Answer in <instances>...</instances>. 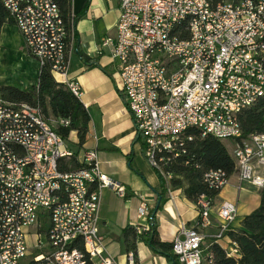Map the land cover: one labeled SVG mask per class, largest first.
I'll return each mask as SVG.
<instances>
[{
    "label": "built area",
    "instance_id": "1",
    "mask_svg": "<svg viewBox=\"0 0 264 264\" xmlns=\"http://www.w3.org/2000/svg\"><path fill=\"white\" fill-rule=\"evenodd\" d=\"M0 2L26 53L80 98L79 83L68 77L74 19H64L56 0ZM112 57L118 89L157 172L172 178L166 164L185 152L193 138L186 132L197 129L233 141L239 180L264 187V133L242 139L240 123V113L264 97V0H121ZM67 125L39 105L0 98V264H121L105 252L98 214L103 188L121 197L127 189L102 171L95 150L77 157L78 169H66L75 151L58 127ZM229 179L223 169L203 175L212 190ZM213 200L201 195L197 222L175 236L180 264H203ZM148 214L142 206L139 217ZM217 216L210 237L219 240L233 226L237 204L223 201ZM127 262H135L133 250Z\"/></svg>",
    "mask_w": 264,
    "mask_h": 264
},
{
    "label": "crops",
    "instance_id": "2",
    "mask_svg": "<svg viewBox=\"0 0 264 264\" xmlns=\"http://www.w3.org/2000/svg\"><path fill=\"white\" fill-rule=\"evenodd\" d=\"M85 0H73L72 15L76 16ZM121 15V0L115 5L112 0H91L86 14L75 22V35L70 44L69 79L76 80L81 87L80 100L91 115L86 141L80 155L86 150H95L103 172L123 184L128 196L121 197L111 188L101 191L98 224L105 252L121 264H128L123 231L132 226L142 231L148 224L139 217L142 206L151 210L157 204L156 189L160 186L157 171L151 168L140 142H134L137 135L135 122L128 111L116 82V63L113 60V41L117 35V22ZM7 22L0 34V81L27 89L37 85L40 67L34 69L26 57L15 63H6L8 46H15L22 52L24 43L17 26ZM110 38L112 42L106 43ZM80 53L87 55L98 65H88ZM28 62V64H27ZM40 66V65H39ZM103 67L109 69V75ZM11 70L12 75H7ZM36 72V73H35ZM36 74L35 81L28 87L27 77ZM72 142H78L77 132L70 135ZM72 148V147H71ZM73 149V148H72ZM75 151V149H74ZM242 183L235 173L213 200L211 211L213 225L205 229L207 235L216 233L219 224L217 207L225 200L233 201L238 207V216L233 223L239 227L242 218L256 209L261 200L260 188ZM158 230L163 241H173L181 226H192L197 222L196 203L189 200L181 189H172L168 200L157 213ZM144 221V222H143ZM210 231V232H209ZM231 243L228 236L217 240ZM135 260L140 264H170L166 257L158 255L144 242H137Z\"/></svg>",
    "mask_w": 264,
    "mask_h": 264
},
{
    "label": "trees",
    "instance_id": "3",
    "mask_svg": "<svg viewBox=\"0 0 264 264\" xmlns=\"http://www.w3.org/2000/svg\"><path fill=\"white\" fill-rule=\"evenodd\" d=\"M64 19L74 22L84 16L90 6L91 0H85L83 8L76 15H72L73 0H56ZM14 23L8 10L0 2V34L3 25ZM77 35V34H76ZM75 35V37H76ZM88 65H98L87 55L80 53ZM103 69L112 75L109 69ZM0 98L10 102H28L39 105L49 118L62 117L69 120V125L59 126L58 132L75 149V157L68 160L67 170H75L82 166L77 160L86 141L91 115L84 103L70 88L55 79L48 67H40L37 85L21 89L13 85H6L0 81ZM242 139L253 134L264 133V97L258 103L240 113ZM73 131L77 132L78 142L70 139ZM186 135H192L185 145V152L178 156H171L166 164V171L172 173V178L164 177L159 172L160 186L156 189L157 204L149 210L147 217L148 228L140 232L137 226H127L123 231L126 252L136 251L137 242L144 241L155 253L167 258L170 264H180L173 253V241H163L158 230L157 213L169 198V189H181L183 194L191 201L197 202L203 194L215 198L219 190L210 189L203 180V175L210 169H223L227 176L236 173V165L230 150L224 140L212 135L202 136L197 129H189ZM140 142L145 149L144 140L137 133L134 142ZM261 200L259 206L245 215L239 227L231 226L224 234L231 240L230 247H223L214 237H207L203 244V264H264V187L260 190ZM128 196V194H126ZM236 249V254H232ZM129 264V263H128ZM133 264H140L138 259Z\"/></svg>",
    "mask_w": 264,
    "mask_h": 264
},
{
    "label": "rangeland",
    "instance_id": "4",
    "mask_svg": "<svg viewBox=\"0 0 264 264\" xmlns=\"http://www.w3.org/2000/svg\"><path fill=\"white\" fill-rule=\"evenodd\" d=\"M113 2H114V4L116 5L117 3H118V0H112ZM118 23V22H117ZM10 26H15L14 24L13 25H10ZM18 28V27H17ZM23 43H24V47H23V51L22 52H20V51H17V49L15 48V46H8L9 48L8 49H6V53H5V58H6V63L7 64H10V63H12V62H17L18 60H19V58H24V56L26 57V60L28 61V62H30L31 64H32V66L34 67V69H37L38 70V68L40 67L39 66V63H38V61H37V59L36 58H34L33 56H31V55H29V54H27L26 53V43H25V41H24V39H23ZM28 62H27V64H28ZM29 65V64H28ZM6 73H7V75H11L10 77H12V76H16L17 75V72L14 74V75H12L11 73H12V71L11 70H6ZM36 73V72H35ZM36 74H34V76H28L26 79H27V84H26V86L28 87L29 85H31L33 82H31L32 80H33V78H34V80L33 81H35V79H36ZM224 142L226 143V145H227V147H228V149L230 150V152H232V149H233V147H234V142L233 141H231V140H224ZM152 169H153V167L151 166V165H149ZM256 190L258 189L257 187L255 188ZM143 220L146 222V224H148L147 223V218H143ZM143 221V222H144ZM143 230V229H142ZM210 232V231H209ZM210 236V235H209ZM208 237V236H207ZM224 237H225V235H224ZM223 237V238H224ZM30 240L31 241H33L34 240V238H33V236H31L30 237ZM221 242L223 243V245H225L226 246V248H229L230 247V244H227L226 243V241L225 240H221Z\"/></svg>",
    "mask_w": 264,
    "mask_h": 264
}]
</instances>
